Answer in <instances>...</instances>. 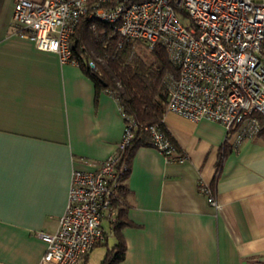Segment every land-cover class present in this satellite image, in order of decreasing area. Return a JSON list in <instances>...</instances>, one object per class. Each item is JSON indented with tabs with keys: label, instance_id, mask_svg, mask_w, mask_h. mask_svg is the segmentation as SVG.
Wrapping results in <instances>:
<instances>
[{
	"label": "crops",
	"instance_id": "crops-1",
	"mask_svg": "<svg viewBox=\"0 0 264 264\" xmlns=\"http://www.w3.org/2000/svg\"><path fill=\"white\" fill-rule=\"evenodd\" d=\"M14 1L0 0V264H40L38 232L55 231L72 169L115 152L124 121L79 65L17 33ZM162 122L183 159L134 147L126 191L103 221V243L124 245L115 264H264V132L232 147L219 122L167 109Z\"/></svg>",
	"mask_w": 264,
	"mask_h": 264
},
{
	"label": "built area",
	"instance_id": "built-area-1",
	"mask_svg": "<svg viewBox=\"0 0 264 264\" xmlns=\"http://www.w3.org/2000/svg\"><path fill=\"white\" fill-rule=\"evenodd\" d=\"M82 20L93 33L97 23L106 24L119 48L133 41L166 50L175 69L165 75L167 111L221 123L232 147L264 132V0H15L11 23L36 48L78 65L72 37ZM87 65L96 70L94 59ZM118 110L124 127L115 152L101 161L83 159L88 169H72L55 231L38 232L45 243L40 264H75L104 242L103 221L129 172L121 154L136 127ZM143 130L165 160L183 159L159 124ZM201 190L217 208L208 186Z\"/></svg>",
	"mask_w": 264,
	"mask_h": 264
},
{
	"label": "trees",
	"instance_id": "trees-1",
	"mask_svg": "<svg viewBox=\"0 0 264 264\" xmlns=\"http://www.w3.org/2000/svg\"><path fill=\"white\" fill-rule=\"evenodd\" d=\"M72 50L78 65L93 81L97 91H110L125 115L136 123L134 138L121 154L122 162L129 163L137 144H150L149 134L143 130V126L159 124L168 135L162 122L167 103L165 75L175 73V69L162 46L149 49L142 43L123 41L119 48L117 37L110 35L106 24L97 23L96 33H93L87 28V22L82 20L73 34ZM89 58L95 60L96 70L87 65ZM125 191L121 183L110 211L112 207L118 208L120 196ZM118 216L111 219L115 235H118L117 230L122 223ZM101 244L106 243L96 246ZM123 253L124 245L118 238L114 245L106 248L101 264H115Z\"/></svg>",
	"mask_w": 264,
	"mask_h": 264
},
{
	"label": "rangeland",
	"instance_id": "rangeland-1",
	"mask_svg": "<svg viewBox=\"0 0 264 264\" xmlns=\"http://www.w3.org/2000/svg\"><path fill=\"white\" fill-rule=\"evenodd\" d=\"M179 17L185 23L184 17L182 15H179ZM107 239L106 244H101L93 248L87 264H100L105 255L106 248L112 246L114 243V238L112 236L109 235Z\"/></svg>",
	"mask_w": 264,
	"mask_h": 264
}]
</instances>
